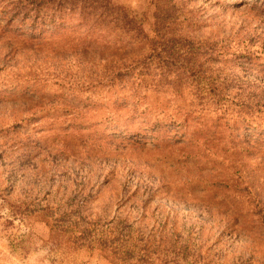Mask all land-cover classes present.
Wrapping results in <instances>:
<instances>
[{
	"label": "rangeland",
	"instance_id": "rangeland-1",
	"mask_svg": "<svg viewBox=\"0 0 264 264\" xmlns=\"http://www.w3.org/2000/svg\"><path fill=\"white\" fill-rule=\"evenodd\" d=\"M115 1L149 18L155 9ZM171 1L182 46L231 48L197 63L205 76L264 93V0ZM152 47L33 40L0 22V264H112L98 250L56 251L41 215L71 236L171 239L149 249L150 264L182 247L179 264H264V123L240 124L235 109L177 129L170 89L142 88L132 101L127 77L113 86L112 75Z\"/></svg>",
	"mask_w": 264,
	"mask_h": 264
},
{
	"label": "trees",
	"instance_id": "trees-1",
	"mask_svg": "<svg viewBox=\"0 0 264 264\" xmlns=\"http://www.w3.org/2000/svg\"><path fill=\"white\" fill-rule=\"evenodd\" d=\"M152 5L155 9L149 18L115 0H0V22L4 28L33 40L60 37L63 42H98L102 39L124 44L151 42L152 53L143 61L112 75L113 86L115 82L122 84L127 77L134 89L132 101L142 103L138 92L142 88H150L154 93L170 89L172 99L179 102L176 113L169 115L171 125L177 129L185 128L197 113L207 112L219 120H228L236 113L235 109L240 111L232 120L263 127L264 93L247 96L241 90L243 86H235L234 76L222 80L208 77L197 65L203 58L218 59L220 55L229 53L231 48L212 46L207 53L190 46L185 48L181 43L187 42V38L176 37L171 30L175 25L174 11L177 7L171 0H154ZM245 83L256 85L251 81ZM253 114L261 115L258 122L252 120ZM39 217L50 230L56 251H68L70 246L79 250H98L112 264H150L146 260L152 254L149 249L171 245V239L161 241L130 233L115 232L112 238H90L86 231L79 236H71L70 224L55 227L46 216ZM261 223L264 225V221ZM183 250L188 249L182 247L176 251L177 259L169 264H179L186 259Z\"/></svg>",
	"mask_w": 264,
	"mask_h": 264
}]
</instances>
